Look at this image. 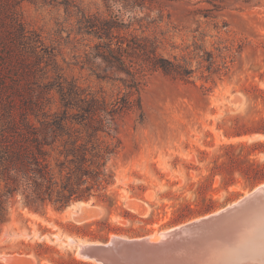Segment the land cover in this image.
<instances>
[{"label":"rangeland","instance_id":"374dc122","mask_svg":"<svg viewBox=\"0 0 264 264\" xmlns=\"http://www.w3.org/2000/svg\"><path fill=\"white\" fill-rule=\"evenodd\" d=\"M19 12L52 58L38 71L50 87L47 112L67 113L76 145L86 144L84 115L103 125L93 141L102 152L111 151L99 160L112 183L99 192L115 204L108 211L93 197L62 211L51 205L34 211L15 192L0 220V263L86 261L76 254L78 244L102 240L77 230L106 239L154 236L184 222L171 223L184 205H209L212 212L264 182L253 184L239 170L247 159L232 165L228 156L242 158V151L226 147L264 140L258 132L264 129V0H22ZM57 83L76 90L68 107L60 102ZM93 98L95 109H105L99 117L84 111ZM65 138L48 147L58 182L69 168L92 167L87 158L65 156ZM249 157L263 162L264 152ZM231 176L235 183L224 187L221 179ZM84 205L96 211L79 220ZM152 210L158 212L153 221L143 223ZM93 219L106 220L108 228L85 225Z\"/></svg>","mask_w":264,"mask_h":264},{"label":"trees","instance_id":"16d2710c","mask_svg":"<svg viewBox=\"0 0 264 264\" xmlns=\"http://www.w3.org/2000/svg\"><path fill=\"white\" fill-rule=\"evenodd\" d=\"M20 1L22 0H0V220L5 215L6 203L17 191L21 192L25 205L34 211L45 212L48 205L56 211H62L72 202L89 201L93 197L94 202L103 203L109 211L115 204L114 198L99 191L112 183V174L106 172L99 159H103L106 153L110 154L111 151L102 152L93 141L100 139L99 132L104 131L103 125H97L94 119L84 115L80 124L86 131V144L80 142L76 145L77 140L70 132L71 120L67 113L64 112L61 116L47 112L45 94L50 87L39 80L41 76L38 71L41 70L42 62L49 66L52 58L38 34L24 25L19 12ZM43 53L46 55L44 61ZM109 56L112 55L108 54L107 58H110ZM8 73L14 75L13 80L8 79ZM57 86L61 104L68 107L76 97L74 86L65 87L62 83H57ZM86 101L85 109L83 107L86 114L99 117L100 110L105 111L92 106V103L97 102L94 98ZM258 132L264 134V129H259ZM63 135H66L64 142L67 144L65 156L73 154L81 161L87 158L84 162H90L92 167L88 170L82 167L69 168L64 176L65 180L58 182L49 160L48 147L53 145L58 136ZM87 143H91L90 147ZM78 147H81L82 151L75 155ZM226 147L239 148L242 151V158L231 155L228 157L232 165L238 160L247 159L248 166L240 167L239 170L251 177L253 184L264 180V161L259 162L249 157L264 152V140L239 141ZM73 172H76V179L71 182ZM221 183L227 187L234 184L235 180L232 176L227 179L223 177ZM211 210L213 208L209 205L194 210L187 204L181 211L174 212L171 223L176 224ZM156 213L158 212L152 210L147 218L141 220L143 223L151 222ZM84 223H95L98 230L109 226L106 220L100 219ZM85 232L76 231L77 234L86 235L90 239H106V236H98L91 231ZM37 246L52 249L45 244ZM40 256L41 253L34 254L37 259ZM70 260L74 264H97L74 257ZM63 262L56 261L55 264Z\"/></svg>","mask_w":264,"mask_h":264},{"label":"water","instance_id":"95a60500","mask_svg":"<svg viewBox=\"0 0 264 264\" xmlns=\"http://www.w3.org/2000/svg\"><path fill=\"white\" fill-rule=\"evenodd\" d=\"M86 219L96 210L81 206ZM79 258L97 264H264V182L237 200L156 235L114 234L78 244ZM20 264H31L19 258Z\"/></svg>","mask_w":264,"mask_h":264},{"label":"bare ground","instance_id":"6f19581e","mask_svg":"<svg viewBox=\"0 0 264 264\" xmlns=\"http://www.w3.org/2000/svg\"><path fill=\"white\" fill-rule=\"evenodd\" d=\"M78 204H85L84 202H80V203H78ZM156 235V234H155ZM112 236H114V235H111V237ZM74 242V240L73 239H69V242L68 243H73ZM79 244H84V243H79ZM78 249V248H77ZM7 258V257H6ZM8 259V258H7Z\"/></svg>","mask_w":264,"mask_h":264}]
</instances>
